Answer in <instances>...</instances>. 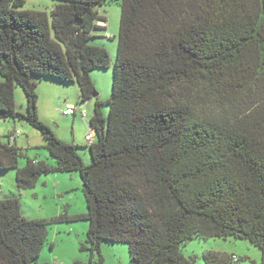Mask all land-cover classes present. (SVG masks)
Returning <instances> with one entry per match:
<instances>
[{"label":"trees","instance_id":"trees-1","mask_svg":"<svg viewBox=\"0 0 264 264\" xmlns=\"http://www.w3.org/2000/svg\"><path fill=\"white\" fill-rule=\"evenodd\" d=\"M56 1L48 14L0 0V119L25 118L55 159L19 167L22 149L0 139V170L15 169L20 189L78 171L86 212L56 219L88 221L91 255L102 240L125 241L131 264H196L181 251L188 239L232 236L258 247L264 264V0H117L109 113L95 98L88 164L40 120L32 75L76 82L81 101L90 98V71L110 56L88 39L106 28L99 7L109 0ZM47 224L23 216L17 197L1 198L0 264H45ZM233 255L203 257L239 264Z\"/></svg>","mask_w":264,"mask_h":264},{"label":"rangeland","instance_id":"rangeland-1","mask_svg":"<svg viewBox=\"0 0 264 264\" xmlns=\"http://www.w3.org/2000/svg\"><path fill=\"white\" fill-rule=\"evenodd\" d=\"M56 0H25L23 9L45 11L50 13ZM99 12L106 18L105 29H95L88 43L106 48L110 56L107 68H94L90 71L96 95L85 101L80 99V90L76 82H64L49 76L32 75L36 81L38 95L37 113L40 120L46 123L55 135L64 142L77 140V151L84 164L91 162L88 146L84 144V133L88 129V120L64 113L67 103L80 106L93 113L95 98L99 99L101 110L107 117L113 81V68L117 53V35L119 31L121 7L119 1L109 0L99 7ZM104 24V22H102ZM2 77L0 76V80ZM15 108L26 113V98L22 88L14 89ZM18 130L16 145L24 153L18 159V166L23 167L27 158L44 160L54 165L55 159L46 148L42 134L25 118L0 119V136L8 131ZM5 141V137L1 138ZM75 142V141H74ZM16 170H0V199L15 196L19 199L21 214L27 218L48 220L46 239L41 248L38 261L45 264H96L99 256L102 264H131L128 244L125 241L102 240L99 252L91 255L88 246L86 219L57 220L60 214H83L86 212V201L81 188V177L78 171L51 172L41 175L33 187L20 189L15 179ZM217 251L224 254H236L239 264H260L261 254L258 247L247 239L227 237H198L188 239L181 251L185 256L196 257V264H206L203 254L206 251Z\"/></svg>","mask_w":264,"mask_h":264},{"label":"built area","instance_id":"built-area-1","mask_svg":"<svg viewBox=\"0 0 264 264\" xmlns=\"http://www.w3.org/2000/svg\"><path fill=\"white\" fill-rule=\"evenodd\" d=\"M64 113L67 115H71L73 117L79 116V118L88 120V129L85 133L84 138H85V144L86 145L92 144L93 141L95 140V131L89 125L90 116L88 114V111L85 108H82L80 106L77 107L76 105L69 103V104H66L65 109H64ZM18 134H19V131L14 130L11 133H8L6 135V139L8 141H13L15 139V136ZM0 139H1V136H0ZM232 257L234 260H237V256L233 255Z\"/></svg>","mask_w":264,"mask_h":264},{"label":"crops","instance_id":"crops-1","mask_svg":"<svg viewBox=\"0 0 264 264\" xmlns=\"http://www.w3.org/2000/svg\"><path fill=\"white\" fill-rule=\"evenodd\" d=\"M96 94H97V93H96ZM67 104H69V103H67ZM8 132H10V131H8ZM8 132L4 133L1 137H4V135L7 134ZM17 136H18V135H16V136H15V139H14L15 144H17V143H16V137H17ZM84 136H85V133H84ZM1 140H2V139H1ZM5 140H7V139L5 138ZM2 141H4V140H2ZM74 141H75V142H74ZM76 143H78V142H77V140L73 137V144H76ZM84 144H85V138H84Z\"/></svg>","mask_w":264,"mask_h":264},{"label":"water","instance_id":"water-1","mask_svg":"<svg viewBox=\"0 0 264 264\" xmlns=\"http://www.w3.org/2000/svg\"><path fill=\"white\" fill-rule=\"evenodd\" d=\"M92 95H96V92H93Z\"/></svg>","mask_w":264,"mask_h":264}]
</instances>
